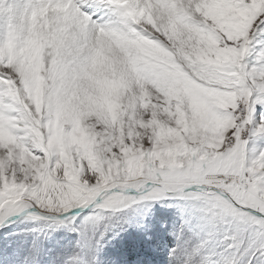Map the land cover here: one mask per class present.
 Here are the masks:
<instances>
[{
    "label": "snow or ice",
    "instance_id": "snow-or-ice-1",
    "mask_svg": "<svg viewBox=\"0 0 264 264\" xmlns=\"http://www.w3.org/2000/svg\"><path fill=\"white\" fill-rule=\"evenodd\" d=\"M163 200L168 264H264V0H0V226L96 264Z\"/></svg>",
    "mask_w": 264,
    "mask_h": 264
},
{
    "label": "rangeland",
    "instance_id": "rangeland-1",
    "mask_svg": "<svg viewBox=\"0 0 264 264\" xmlns=\"http://www.w3.org/2000/svg\"><path fill=\"white\" fill-rule=\"evenodd\" d=\"M101 15L97 12L92 19L102 22ZM170 203L153 202L147 211L130 213L127 223L105 235L96 264H168L169 249L176 243L173 234L181 222ZM46 223L17 216L0 226V264H69L79 252L77 234L65 227L49 229Z\"/></svg>",
    "mask_w": 264,
    "mask_h": 264
},
{
    "label": "water",
    "instance_id": "water-1",
    "mask_svg": "<svg viewBox=\"0 0 264 264\" xmlns=\"http://www.w3.org/2000/svg\"><path fill=\"white\" fill-rule=\"evenodd\" d=\"M6 226V225H5ZM3 228V227H2ZM1 229V228H0Z\"/></svg>",
    "mask_w": 264,
    "mask_h": 264
}]
</instances>
